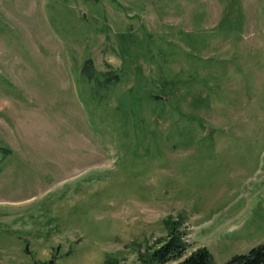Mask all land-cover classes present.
Wrapping results in <instances>:
<instances>
[{
    "label": "rangeland",
    "instance_id": "rangeland-1",
    "mask_svg": "<svg viewBox=\"0 0 264 264\" xmlns=\"http://www.w3.org/2000/svg\"><path fill=\"white\" fill-rule=\"evenodd\" d=\"M167 218L264 243V0H0V264H143Z\"/></svg>",
    "mask_w": 264,
    "mask_h": 264
},
{
    "label": "trees",
    "instance_id": "trees-1",
    "mask_svg": "<svg viewBox=\"0 0 264 264\" xmlns=\"http://www.w3.org/2000/svg\"><path fill=\"white\" fill-rule=\"evenodd\" d=\"M167 235L159 238L156 245L148 247L139 259L143 264H215L213 255L206 246H200L188 253L190 243L186 236L188 232L182 228L180 218L165 220ZM40 264H57L54 260ZM108 264H113L108 261ZM227 264H264V243L254 246L248 253L232 257Z\"/></svg>",
    "mask_w": 264,
    "mask_h": 264
},
{
    "label": "water",
    "instance_id": "water-1",
    "mask_svg": "<svg viewBox=\"0 0 264 264\" xmlns=\"http://www.w3.org/2000/svg\"><path fill=\"white\" fill-rule=\"evenodd\" d=\"M161 96L159 95H156L155 98H160ZM207 130L210 132L211 128L210 127H207Z\"/></svg>",
    "mask_w": 264,
    "mask_h": 264
}]
</instances>
